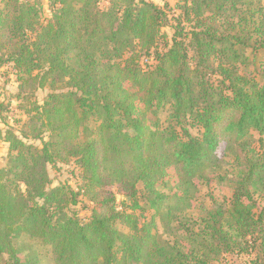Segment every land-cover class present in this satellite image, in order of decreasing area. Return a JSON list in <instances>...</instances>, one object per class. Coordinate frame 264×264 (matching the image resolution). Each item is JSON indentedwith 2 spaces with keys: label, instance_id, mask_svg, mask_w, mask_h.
Wrapping results in <instances>:
<instances>
[{
  "label": "trees",
  "instance_id": "obj_1",
  "mask_svg": "<svg viewBox=\"0 0 264 264\" xmlns=\"http://www.w3.org/2000/svg\"><path fill=\"white\" fill-rule=\"evenodd\" d=\"M176 1L169 15L147 0H47L44 16L41 0H0V65L26 115L0 128V264H41L23 235L52 264H213L229 252L264 264V0ZM69 161L77 188L52 185L49 166ZM213 181L229 198L190 220ZM88 193L82 220L71 207Z\"/></svg>",
  "mask_w": 264,
  "mask_h": 264
},
{
  "label": "rangeland",
  "instance_id": "obj_2",
  "mask_svg": "<svg viewBox=\"0 0 264 264\" xmlns=\"http://www.w3.org/2000/svg\"><path fill=\"white\" fill-rule=\"evenodd\" d=\"M152 1L162 7H164L169 15H172L175 11V3L176 0H147ZM42 9L44 16H49L48 2L47 0H41ZM166 4V5H165ZM168 34H171V28H165ZM249 54V52H248ZM262 54H259L261 56ZM29 92V91H27ZM31 95V101H37L41 103L45 98L48 88H38L35 89ZM18 88L17 81L15 80V76L6 65H0V128L5 129L8 126L13 127L14 129H20L24 120H26V115L24 113V105L25 100L22 101L20 97L17 96ZM26 94V92H25ZM167 115L166 109H162L159 112V117L161 122L165 121ZM5 122V123H4ZM7 124V125H6ZM264 137V136H263ZM111 140H115V138H111ZM35 144L39 145L40 142L35 140ZM7 144L4 142H0V168L4 167L7 161ZM226 162L231 161V157L225 158ZM49 176L52 181V185H57L60 183L69 184L72 188L76 189V184H79V176L78 170L75 167L72 161L67 163H58L53 167L49 166ZM110 193L114 194L115 198L118 201L124 199L121 193L118 191L116 187L110 188ZM231 194V190L228 187L227 183H219L216 181L213 182H204L198 186V191L193 199L192 207L186 212L187 216L191 217L198 216V206L211 208L214 204L218 202H223L227 198H229ZM81 202L75 207H71V209L76 210V213L82 220L87 218L90 208L93 206V201H91L94 196L91 193L86 194L85 196L78 197ZM146 216H149L148 211L145 212ZM175 224V223H173ZM158 231L162 233L165 238L172 239L168 233L165 232L162 224L158 223ZM34 250L38 251L40 255L41 264H52L50 251L47 247L37 245L33 243V240H30L26 236H20L16 239L17 244L31 243ZM252 254L247 253H237V252H229L223 255L222 259L214 262L213 264H252Z\"/></svg>",
  "mask_w": 264,
  "mask_h": 264
}]
</instances>
